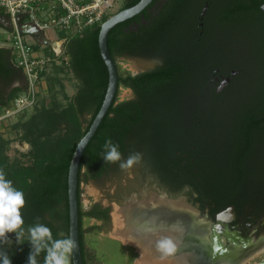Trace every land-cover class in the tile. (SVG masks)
<instances>
[{
  "label": "trees",
  "instance_id": "obj_1",
  "mask_svg": "<svg viewBox=\"0 0 264 264\" xmlns=\"http://www.w3.org/2000/svg\"><path fill=\"white\" fill-rule=\"evenodd\" d=\"M138 1L122 0L121 9ZM182 1L173 0V5ZM227 2L218 22H241L254 36H222L223 45L211 44L204 36H163L174 20L173 8L148 18L138 33L127 30L149 5L108 32L107 47L115 60L136 56L158 62L136 74L123 72L117 64L116 93L83 150L77 198L84 264V234L105 226L110 229L111 207L99 202L85 207L81 184L121 174L126 168L120 163L130 156L138 157L131 166L137 167L139 186L154 182L159 192L173 198L184 196L211 219L228 206H233L236 221L243 214L253 221L264 215V12L259 8L264 0ZM99 30L100 25H95L64 43L68 64L53 66L49 97L37 101L24 119L20 118L29 110L16 116L11 131L29 149L10 156L11 140L0 138V170L25 198L20 210L23 235L17 240L15 233H8L7 242H0V252L7 253L11 264H26L31 251L28 229L37 223L49 227L54 239L69 237V164L108 85ZM40 46L33 44L35 49ZM50 49L47 45L45 51ZM63 72H70L78 82L70 96L59 76ZM225 77L230 81L217 91ZM121 87L131 89L132 97L119 100ZM26 89L24 73L12 61L10 49L0 46V111ZM58 92L66 102L56 98ZM108 138L119 146L121 161L105 163L101 158ZM84 219L101 224L85 227ZM45 254L37 257L38 264H43Z\"/></svg>",
  "mask_w": 264,
  "mask_h": 264
},
{
  "label": "flooded vegetation",
  "instance_id": "obj_2",
  "mask_svg": "<svg viewBox=\"0 0 264 264\" xmlns=\"http://www.w3.org/2000/svg\"><path fill=\"white\" fill-rule=\"evenodd\" d=\"M227 4V0H184L179 4L173 5V0H157L149 4V9H147L145 13L148 17L144 16V13H141L139 16L140 20H134V22L127 25V30L138 33L141 25L144 26L148 24V18L152 19L153 16H156L159 12L167 14V12L173 8L174 20L163 36H204L208 39L209 43L213 44L217 41L220 45H223L225 40L222 36H254L250 32L249 27L245 28L241 22L228 21L226 24H220L218 22L217 18L219 13ZM5 23L6 14L0 10V24L3 26ZM256 35L259 36V34ZM122 88L123 87L120 88V91ZM156 191L157 192H125L115 196L109 195L108 198L111 203H116L120 207H126L125 205L128 201L135 203L142 198H151L152 194L156 196L165 195L170 199L173 198L165 192ZM176 198L185 199L184 196ZM193 207L196 208L195 206ZM244 213L246 214V212ZM200 216L207 220V229H205V232L207 231L206 240L203 242L195 240L190 242L191 245H188L185 239L187 226L181 224L179 220L170 227L162 226L155 230H146L145 227L140 225L139 221L133 220V216H129L130 222L127 221V223H130L131 228L134 229L132 231L134 238L138 240L139 243L146 246V248L151 251V254H158L160 257H166L176 264H232L231 260H233L237 251L249 248V246L253 244L256 245L254 248V250H256L264 243V215L260 216L255 221L247 219L244 214L240 221H236L235 212L233 217L227 215L224 220H216V216L214 219H211L207 216L206 212H200ZM99 222L101 224V221ZM110 229L105 226L99 232H108ZM162 239L171 240L174 245V251L171 253H164L158 250L157 242ZM132 248L139 254L136 247L132 245ZM247 259L248 258L242 260L238 264H256L262 261L264 256L257 260L249 261L248 263L246 262Z\"/></svg>",
  "mask_w": 264,
  "mask_h": 264
},
{
  "label": "built area",
  "instance_id": "obj_3",
  "mask_svg": "<svg viewBox=\"0 0 264 264\" xmlns=\"http://www.w3.org/2000/svg\"><path fill=\"white\" fill-rule=\"evenodd\" d=\"M116 0H0V9L10 17L12 35L5 42L10 49L12 61L25 76L27 89L1 108L0 126L25 110L34 107L38 100V84L45 72L55 65H67L64 43L87 29L100 25L109 15ZM22 16L23 22H30L43 31L57 32L50 51H40L19 31L15 19Z\"/></svg>",
  "mask_w": 264,
  "mask_h": 264
},
{
  "label": "rangeland",
  "instance_id": "obj_4",
  "mask_svg": "<svg viewBox=\"0 0 264 264\" xmlns=\"http://www.w3.org/2000/svg\"><path fill=\"white\" fill-rule=\"evenodd\" d=\"M122 6V0H116L115 5L110 10V15L120 10ZM109 15V16H110ZM108 16V17H109ZM13 32V28L1 26L0 27V41L5 42L8 39V36H11ZM46 36H50L51 38H55L57 36V32L53 29H47L45 31ZM31 35L26 34V39L29 42H32L33 39L30 37ZM1 46H5V44H1ZM157 59L150 57H119L118 65L123 72L136 73L142 70L153 67L157 63ZM53 66L50 67L42 77V80L45 82V87H43L42 83H39L38 88V103L44 98H48L50 93H48V84L49 78H53ZM62 76V84L64 86V92L67 95H72L78 85V82L74 79L70 72H63ZM55 90H57L58 85H55ZM132 97V92L127 88H122L119 93V98H129ZM56 98L61 102H66V100L62 99V94L58 92L56 94ZM33 109L29 110L24 114L20 119H24L28 114L32 112ZM18 118L13 117L5 122V125L0 126V138L10 139L11 142L8 144L7 152L10 156L18 155L19 153H25L29 149V145L27 143H19L15 136L16 134L11 131V125L17 122ZM137 175V167L136 166H128L126 169L121 172V174H113L112 176L107 177L101 182H95L89 180L88 182H84L81 184L82 188V203L86 207L91 202H99L102 205H110L112 212V226L109 235L120 238L125 243H130L134 247L137 248L140 257L138 258V264H176L174 261L168 260L166 257H160L158 254H151L146 246L142 245L138 242L133 236V230L130 226L129 218H126L125 212L123 208L118 206L116 203H111L109 201L108 196H115L119 193L125 192H144V191H156L160 189L157 184L154 182H146L145 186H139L135 182V176ZM149 183V184H148ZM119 210V214L117 211ZM122 210V214H121ZM94 223L91 219H84V225ZM84 243L91 244L92 248H96L102 250V252L108 253L110 255L115 254V260L117 256L120 257L122 254L126 255V252H122L118 246L109 241V239L105 236V232L101 231L97 234L95 231L87 232L84 234ZM96 244V245H95ZM264 256V243L261 244L256 250L252 251L248 255L247 263L249 261H254ZM122 262H120L121 264ZM70 264V261H69Z\"/></svg>",
  "mask_w": 264,
  "mask_h": 264
},
{
  "label": "water",
  "instance_id": "obj_5",
  "mask_svg": "<svg viewBox=\"0 0 264 264\" xmlns=\"http://www.w3.org/2000/svg\"><path fill=\"white\" fill-rule=\"evenodd\" d=\"M153 0H139L134 5H131L126 8H122L118 10L117 12L113 13L109 17H107L101 24H100V30L98 34V45L101 57L108 69V85L107 89L104 95V99L102 101V104L93 118L88 130L86 133L80 138V140L77 142L75 150L73 152L69 169H68V177H67V185H68V208H69V237L73 238L76 242V247L74 251L70 254L71 257V264H84L83 263V257H82V251H81V242H80V236H79V223H78V198H77V190H78V169H79V163L80 159L83 153V150L91 137L93 136L94 132L96 131L98 125L100 124L101 120L105 116L113 98L116 93L117 89V83H118V67H117V60H115L107 47V35L108 32L112 27H114L117 23L124 21L128 18H131L132 16L140 13L145 7H147L149 4H151ZM15 23L19 31L23 34L31 35L32 37L36 38L38 41L40 40L41 43L44 44H50L54 45V42L52 40L46 39L43 31L37 28L35 25H33L30 22H23L22 16H18L15 19ZM6 27H13L12 21L8 15H6V23L3 24ZM154 67V66H153ZM152 68V67H151ZM150 69V68H148ZM145 69V70H148ZM144 71V70H142ZM138 73V72H136ZM132 73V74H136ZM235 71H232L231 74H234ZM230 81L229 77L223 78L221 83L218 85L217 91H221L226 83ZM130 90V89H129ZM131 91V90H130ZM132 92V91H131ZM147 192V191H144ZM148 192H157V191H148ZM151 198L138 200V203H143V200H151L149 201L150 204L145 205L149 206L150 210H153L154 206H157V204H168L170 206H181L183 208V211L187 210L186 212H189L190 216H182V215H174L173 219L169 221L168 224L163 223V225L160 224L161 217L157 218L154 217H146L145 219H141L139 222L150 226L152 230H155L162 226H172L177 223L178 220L176 218H179L181 224L184 226H187L186 233H185V239L188 243V245H191L190 242L193 241H199L203 242L206 240L207 231L205 232L206 226H207V220L200 216V211L197 210V208H194L192 205H190L184 198H168L167 196H156L152 194ZM132 204V201H128V203L125 205ZM124 208V207H121ZM152 214V213H151ZM154 214V213H153ZM111 217L112 212L110 213ZM229 215L230 217L234 216L233 207L230 206L226 208L223 211H220L216 215V220H224L225 217ZM187 217V218H185ZM204 228V229H203ZM256 247L255 244L252 246H249V248H244L241 251H237L235 254V257L233 260H231L232 264H238L242 260L246 259L247 256L254 251V248ZM256 264H264V259Z\"/></svg>",
  "mask_w": 264,
  "mask_h": 264
},
{
  "label": "clouds",
  "instance_id": "obj_6",
  "mask_svg": "<svg viewBox=\"0 0 264 264\" xmlns=\"http://www.w3.org/2000/svg\"><path fill=\"white\" fill-rule=\"evenodd\" d=\"M260 11L264 12V3L259 5ZM118 145L114 144L111 138L105 140L101 158L105 163L121 161V153ZM137 156H130L126 161L120 163L121 168L130 166ZM25 205L24 193L13 187L12 182L5 178L0 170V242H7L8 233H15L16 239L20 240L23 233L19 231L24 224L21 209ZM31 251L26 264H38L37 257L41 252L46 253L43 264H69L71 254L76 242L71 237L54 239L51 229L44 224L37 223L28 229ZM63 235V234H61ZM158 250L164 253L174 251V245L169 239H162L157 242ZM0 264H11V259L5 252H0Z\"/></svg>",
  "mask_w": 264,
  "mask_h": 264
},
{
  "label": "crops",
  "instance_id": "obj_7",
  "mask_svg": "<svg viewBox=\"0 0 264 264\" xmlns=\"http://www.w3.org/2000/svg\"><path fill=\"white\" fill-rule=\"evenodd\" d=\"M43 34H44L46 39H49L52 41H54L55 38L57 37L56 36L55 38H51L50 36H46L45 33H43ZM30 37L33 39V41L31 42L32 44H40L41 45L38 48V50H40V51H45L47 45L52 47V45H50V44L41 43L40 40L38 41L36 38H34L32 36H30ZM5 42L3 43L0 41V46H1V44H5ZM40 83H42L43 87H45V84H44L45 82L43 80H41ZM38 94H39V92H38ZM91 220L94 221V223H92V224H100L99 221H96L94 219H91ZM92 224H86L84 226L86 227V226H89ZM95 232L97 234H99V231H95ZM108 232H105V236L109 239V241L111 243H113L114 245L116 244L118 246V248L122 250V252H126V255L122 254L120 257L117 256V259L115 260V254L110 255L108 253L102 252V250H100V249H97L96 246H95V248H92L91 244L84 243L85 244L86 264H120V262H122L121 264H138V258L140 257V254H137V252H135L133 250L132 244L125 243L120 238L109 235Z\"/></svg>",
  "mask_w": 264,
  "mask_h": 264
},
{
  "label": "bare ground",
  "instance_id": "obj_8",
  "mask_svg": "<svg viewBox=\"0 0 264 264\" xmlns=\"http://www.w3.org/2000/svg\"><path fill=\"white\" fill-rule=\"evenodd\" d=\"M153 196V195H152ZM149 200H143V203H132L130 205H127L123 208V211L125 212L126 218H129V216H133V220L140 221L141 219H145L146 217H154L157 216V218L161 217L160 224L163 225V223L168 224L171 219H173L174 215H182V216H190L189 212H186L187 210L183 211V208L181 206H170L168 204L162 205L157 204V206L153 207V210L151 211L149 206H145L150 204ZM148 203V204H147ZM145 204V205H144ZM119 214V210L117 211ZM152 213V214H151ZM154 213V214H153ZM122 214V210H121ZM187 218V217H185ZM176 220H180L179 218H176ZM143 223V222H142ZM140 223L142 227H145L146 230H150V226L144 225ZM139 225V224H138Z\"/></svg>",
  "mask_w": 264,
  "mask_h": 264
}]
</instances>
